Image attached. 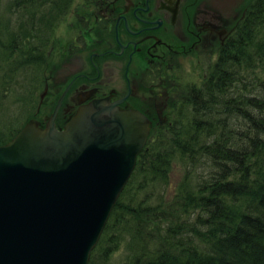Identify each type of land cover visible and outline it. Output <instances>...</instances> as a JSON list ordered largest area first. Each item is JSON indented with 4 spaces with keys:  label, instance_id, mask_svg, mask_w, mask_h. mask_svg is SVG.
<instances>
[{
    "label": "trees",
    "instance_id": "trees-1",
    "mask_svg": "<svg viewBox=\"0 0 264 264\" xmlns=\"http://www.w3.org/2000/svg\"><path fill=\"white\" fill-rule=\"evenodd\" d=\"M71 2L0 0V144L33 116ZM246 21L203 101L150 131L88 264H264V0Z\"/></svg>",
    "mask_w": 264,
    "mask_h": 264
},
{
    "label": "flooded vegetation",
    "instance_id": "flooded-vegetation-1",
    "mask_svg": "<svg viewBox=\"0 0 264 264\" xmlns=\"http://www.w3.org/2000/svg\"><path fill=\"white\" fill-rule=\"evenodd\" d=\"M251 2L72 0L55 27L56 33L70 30L51 66L60 76L53 80V108L67 88L56 127L63 128L79 106L97 98L140 110L150 120L149 133L157 124L171 123L175 108L203 101L206 85L217 79L219 59L233 53L230 45L247 22ZM43 85L38 107L49 95L48 80ZM49 115L31 119L43 127Z\"/></svg>",
    "mask_w": 264,
    "mask_h": 264
},
{
    "label": "water",
    "instance_id": "water-1",
    "mask_svg": "<svg viewBox=\"0 0 264 264\" xmlns=\"http://www.w3.org/2000/svg\"><path fill=\"white\" fill-rule=\"evenodd\" d=\"M62 92L43 127L0 144V264H88L149 135L135 108L97 98L58 129Z\"/></svg>",
    "mask_w": 264,
    "mask_h": 264
},
{
    "label": "rangeland",
    "instance_id": "rangeland-1",
    "mask_svg": "<svg viewBox=\"0 0 264 264\" xmlns=\"http://www.w3.org/2000/svg\"><path fill=\"white\" fill-rule=\"evenodd\" d=\"M74 1H82V0H74ZM69 31H70L69 29H67L66 27H63L59 33H56V32L54 33V38L52 40L51 46L47 50L48 62H47L46 68L44 69V77H43V84H44V81L48 80L49 95L46 98L45 102L40 107H38V105H39L38 97L40 95V92H42V90L44 89L45 86L43 85L44 87L42 86L39 90L36 91L35 100L36 99L37 100H36V104H35V108H34L35 112L33 111L32 117H35V118L41 117V119H42L46 115L51 114V112H52L54 99H52V102H50V101H51V98H52L53 93L55 91V88L53 87V80H55L56 78H58L60 76H59V72H57L56 69L52 74L51 66L53 63H55L57 61V59H56L57 54L55 53V50H57V47L59 49L62 48L63 42H65L68 38ZM184 66H185V68L183 69V73L185 75V73H187V67H188L187 61H184ZM47 101L50 103L47 104ZM38 108H39V112H38ZM36 109H37V113H36ZM178 175H179V170H178V167L176 166L175 169L171 171L170 181H172V183H174L175 180L179 177ZM122 256H123V249L120 248L111 254L109 261H107V263L108 264H123V261L121 259Z\"/></svg>",
    "mask_w": 264,
    "mask_h": 264
}]
</instances>
